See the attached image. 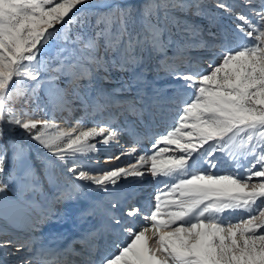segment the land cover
<instances>
[{"label": "snow or ice", "instance_id": "obj_1", "mask_svg": "<svg viewBox=\"0 0 264 264\" xmlns=\"http://www.w3.org/2000/svg\"><path fill=\"white\" fill-rule=\"evenodd\" d=\"M88 3L0 0V140L4 123L22 129L75 181L107 193L108 207L99 228L84 231L63 249L34 250L30 241L12 239L0 241V248L27 249L30 255L20 264H32L40 257L61 264H264V0H242L248 11L235 14V27L224 33L221 53L209 61L206 71H178L174 63L182 61L191 68L195 58L189 52L212 46L203 38L200 25L179 15L192 8L196 9L192 15H203L198 0H143L139 6L115 3L96 14L94 24L89 16L74 15ZM216 7L229 14L234 11L225 0H217ZM214 20L210 16V22ZM215 35L209 31L210 39ZM101 47L104 55L99 54ZM109 53L111 58L105 59ZM155 57H159L157 68L183 81L177 98L185 92L189 98L180 101L176 123L154 140L148 152L137 156L134 143L106 161L126 155L134 163L90 167L100 149L89 141L100 137V144H108L115 129L107 135L106 127L76 135V128L57 134L49 131L55 127L56 112L71 114L75 101L93 113L112 103L96 77L100 69L130 71L133 79L128 87L136 88L143 104L130 110L153 116L159 91L153 89L151 95L145 91L149 82L143 69ZM61 79L63 88L57 83ZM42 87L47 103L39 95ZM17 98L24 104L35 103V109L16 115L9 105ZM41 111L43 115H38ZM13 149L19 174L6 180L7 148L0 145V193L14 181L17 195L15 200L0 197V217L27 223L32 231L54 213L23 147ZM222 163H229L232 171L221 174ZM42 164L44 180L55 189L57 201L76 200L83 194V185L62 179L55 163ZM146 175L165 178L150 213L138 204L129 205L119 188L122 179L142 180ZM94 214L95 208L89 206L81 219ZM136 218L146 222L139 230L131 226ZM102 233L126 234V239L112 241L117 252L97 257ZM77 243L79 250L74 247Z\"/></svg>", "mask_w": 264, "mask_h": 264}, {"label": "rangeland", "instance_id": "obj_2", "mask_svg": "<svg viewBox=\"0 0 264 264\" xmlns=\"http://www.w3.org/2000/svg\"><path fill=\"white\" fill-rule=\"evenodd\" d=\"M198 2L201 5L202 9L204 10L203 15L200 16L192 15V13L196 11L195 8H192L187 14H179V15H181L183 19H187L189 22L200 25V27L203 30L202 31L203 38L205 40H208L210 45L212 46L207 49H195L189 52V55L195 58L191 61L192 64L191 68H189V65L187 63H184L182 61H178V63L174 62L178 71L208 70L209 61L215 59L221 53L220 44L223 42L224 33L230 32V30L235 27V23H236V21L234 20L235 14L241 11L246 12L248 11V7H249V6H242V0H225L226 3L233 5L234 8V11L231 14H229L224 10L218 9L216 7L217 0H198ZM115 3H121V4L126 3V4L139 6L140 4L143 3V0H109L108 2L107 0H89V3L87 5L82 6L80 8V11L77 12L76 14L74 13V15L78 18L89 16L92 18L91 22L94 24L96 14L108 11L109 6ZM210 16L215 17L214 22H210ZM209 31L216 34L214 39L209 38ZM99 54L104 55L103 47H101ZM214 54L215 56L211 57ZM168 55L171 56L172 52L169 51ZM110 58H111V54L109 53V55L106 56L105 59H110ZM158 59L159 57H155L151 61L149 66L143 69L145 77L149 82V87H147L145 91L149 95L152 94L153 89H157L159 91L160 103L158 104L157 107L153 109V113H154L153 116H149L147 113H144L143 115L138 113L134 114L133 111L130 110L122 112V110H124V106L122 105V103L117 106H113L111 105L112 104L111 103L108 107H105L103 111H100L99 113L98 112L93 113L91 109H88L87 110L88 112H86L85 109L80 105V102L75 101V103L78 106L76 105L73 111L74 113L73 112L72 113L76 115L75 118L76 121L73 120L71 122V124L72 123L73 124L70 126V128H76L77 131L76 133H73V135L78 134L80 131L88 130L94 127L95 128L106 127L105 135H107V132H110L113 129H115L117 131L115 132L114 138H116L118 132H122V131L125 132L131 130L135 132L140 130L141 126L145 124L148 125L149 127L155 128L156 131L152 132L153 134L151 133V135H149L148 133L149 137H147L146 139H142L140 141L133 142L132 145L135 143V152L137 156L148 152L154 140L157 139L160 135L164 134L167 130H170L173 127V125L176 123L178 119V114L182 107L180 101L189 98L187 92H185L183 96L177 98L178 93L181 92V85L183 81L176 80L172 75H169L167 71L157 68ZM140 70L141 69H137V71ZM98 71L104 75V79H107L108 82L114 85V87L111 88L112 90H110V87L108 88L100 85L103 91L107 94V96L111 97L112 91L116 93H120L121 95L129 94L130 97L129 99L137 102L136 104L137 109L143 107L140 97L137 94L136 88L132 87L131 89H129L128 87L129 85L132 84V79H133L132 73L130 71H124L118 69H111L108 72H105L102 69ZM63 82L64 81L61 79L57 83L59 84L60 87H62ZM122 85L124 86L123 88H121ZM39 95L41 96L42 100L45 103L48 102V97L45 95L43 87L40 89ZM9 106L13 108L16 115H20L22 110L32 112L36 107L35 103L24 104L19 98H17L14 101V105L12 106L9 105ZM19 106H21V110L17 108ZM119 109L120 111L115 113V110H119ZM83 112H86L87 114ZM164 112L166 114L168 113L170 114L171 112L174 117L171 118L170 121L171 124L166 126L167 129L163 130L162 128L163 126H161V123L166 115ZM58 113L56 112L55 119L53 121L55 127L49 129V131L52 134H57V130L59 128V122H58L59 119L57 117ZM72 113L70 115H72ZM38 115H43V111L39 112ZM49 116H51V112H49ZM92 120L94 121L92 122ZM3 128L5 134L3 140H0V145L7 148L5 179L7 180L9 175L19 174V170L15 166L16 162L13 159V150H14L13 146H22L24 149L25 157L28 158L29 162L34 166L36 174L40 177L41 181H43L44 196H46V193L48 192L53 194V192L55 193V189H53L47 183V181L44 180V168L42 164V161H52L53 163L56 164L55 171L61 172L59 173V175L61 176L62 179H67L83 185V189H82L83 194L76 200H63V201H58L56 204H54L55 203L54 202L51 205V207L58 204L60 206L61 211L63 212V218L70 221L72 224H74L75 227L76 225L82 226L83 224L86 223L88 225L87 227H91L92 225H94L96 226V228H99L101 226L99 222L103 220L105 215V210L108 207L107 193L97 189L94 185H88L81 181H75V177H73L72 174L66 172L64 165L60 164L58 161H55V158L52 157L51 154L48 153L46 149L42 148L35 141L29 139L22 129L16 128L8 123H4ZM100 139H101L100 137H97L90 140L89 142L97 143V145H102L103 147H105L113 140L112 139L108 144H100L98 142ZM132 145L126 147V145L120 144L119 142L117 146L110 148L108 150L104 148L100 149L98 153L94 154V157L90 163V167L115 168V167H126L128 166L130 161L134 163L135 159L133 157H129L126 155L122 156L120 160L112 159L110 162H106L108 161L109 157L114 158L122 151L130 150V147ZM218 158H219V154H218ZM82 159L88 162L86 157H82ZM219 171L221 174H225L231 172L232 167L230 166L229 163H222L219 166ZM92 174L99 175L100 173L93 172ZM161 178L162 181L165 179L163 177ZM155 180L157 179L152 178L149 184L147 185L150 186ZM139 182L140 180L133 178H128L127 180L122 179L119 182V186H122L121 189L123 191V195L128 197L130 194L129 193L130 190H132L135 187V184L136 183L138 184ZM253 182L255 183L258 181L256 178H253ZM160 183L161 182H159V184ZM158 188L159 187L155 188L156 192L158 191ZM155 193L153 194V196L155 195ZM0 197H6L9 200H15L17 198L14 181L9 182V187L6 189L4 193H0ZM132 198L133 197L131 196V199ZM36 199L37 200L41 199V196L38 195ZM55 201L57 200L55 199ZM130 205H133V199H132V203L130 202ZM147 205H145L146 206L145 213H150L154 205V199L148 202ZM89 206H93L95 208V214L87 217L86 219H81V212H83L84 209L88 208ZM51 211L52 213L54 212L52 209ZM55 215L53 216L52 219L46 220L38 224V226L34 230L36 235L35 240L40 241L42 245L44 244L45 246H48L52 249H54V247L60 242L61 238H63V234L61 232L64 231L67 227L66 224H59L57 222L58 220L57 215L56 216ZM7 220L8 218L0 217V225H5V223L6 224L9 223L8 225L11 226L14 225L10 221L7 223ZM144 223L146 222L144 221ZM59 225H62L61 229L58 228ZM143 225L144 224H141L140 226L142 227ZM10 233L11 231L1 232L0 241L7 239H12L13 241H17V238L15 239L14 235L12 234L10 235ZM115 235L116 236L114 239L115 240L118 239L120 241V239L117 237L118 234L115 233ZM23 238H24V234L21 233V238L19 239L22 240V243L26 241L25 238L24 239ZM19 239L18 241L20 242ZM109 239L111 240V238ZM32 242L33 241H31V243ZM14 249H15L14 246L7 248H0V264H4L3 259L6 256L1 254V251L4 250L5 252H8L7 256H9L14 253L13 252ZM114 250H113L114 253L118 251V249L116 248ZM26 251L27 250L22 251L20 253L17 252L16 254L19 256H15V257L9 256L8 257L9 261L7 264H20V261L26 256H28L25 253ZM32 264H61V262L44 261V260L41 261L38 258H34Z\"/></svg>", "mask_w": 264, "mask_h": 264}, {"label": "bare ground", "instance_id": "obj_3", "mask_svg": "<svg viewBox=\"0 0 264 264\" xmlns=\"http://www.w3.org/2000/svg\"><path fill=\"white\" fill-rule=\"evenodd\" d=\"M109 0H107L108 2ZM81 8V7H80ZM74 13L76 14L77 12L74 10ZM72 15V14H70ZM215 56L212 55L211 57ZM176 63H178V61H175ZM96 77L100 83V85L102 86H105V87H110V90H112L111 88L114 87V85H112V83L108 82L107 79H104V75L101 74V72H99L98 70L96 71ZM64 87V82H63V85L61 88ZM128 98V99H127ZM129 94L127 95H121L120 93H116V92H111V100H112V104L113 106H117V105H120L122 103V105L124 106V110H122V112H125L127 110H130L131 107L133 105H135L136 107V104L137 102H135L134 100H131L129 99ZM127 99V100H125ZM15 101V100H14ZM14 101L10 102V105H14ZM125 101V102H124ZM118 103V104H117ZM76 103L74 102L73 103V108L76 107ZM78 106V105H77ZM19 110H21V106L17 107ZM122 108V107H121ZM137 108V107H136ZM90 109V108H89ZM79 111V110H78ZM77 111V112H78ZM84 111V109H83ZM103 111V110H102ZM119 110H115V113H117ZM131 111V110H130ZM59 111H57L58 113ZM88 112V111H86ZM86 112H83V113H86ZM157 112V111H156ZM72 113V112H71ZM74 113V112H73ZM70 115L68 112H59L58 113V119H59V128L57 130V133H59L60 131H68L70 126L73 124H71V122L73 120L76 121V115L73 114ZM99 113V112H98ZM161 113V112H160ZM165 113V112H164ZM87 114V113H86ZM166 114V113H165ZM85 116V115H84ZM89 116V115H88ZM100 116V115H99ZM174 117L172 115V113L170 112V114H166L165 117L163 118L162 120V123H161V126H163V130L164 129H167L166 126L167 125H170L171 124V118ZM95 118V116H94ZM97 119V118H96ZM94 120H92L93 122ZM134 122V121H133ZM96 124V123H95ZM162 130V131H163ZM117 131V130H116ZM156 131L155 128L153 127H149L148 125H143L141 126L140 130L138 131H122V132H118L117 133V137L116 138H113V140L105 147H103L102 145H97L99 149H110V148H113L115 146H117L120 142V144H123V145H126V147L132 145L133 142H136V141H140L142 139H146L149 135H151L152 132ZM149 133V135H148ZM153 134V133H152ZM114 145V146H113ZM121 147V146H120ZM131 148V147H130ZM96 157V156H95ZM58 174L61 173L60 171H57ZM152 177L150 175H146L142 180H140V182L137 184H135V187L130 190V195L126 198H127V203L130 205V199H131V196L132 197H135V203H133L134 205H139L143 208L144 212H146V206L148 202H150L152 199H153V194L156 192L155 191V188L159 187L160 184L159 182L162 181V178H160L159 180H155L150 186L147 185L149 184V182L151 181ZM119 188L121 189L122 186H119ZM47 189V188H45ZM122 190V189H121ZM123 194V191L122 193ZM46 197H47V204H48V207L50 209H52L54 212V215L56 214L57 215V222L59 224H66V229L64 231H62L61 233L63 234V238H61L60 242L54 247V249L56 248H60V249H63L65 248L66 246H68L69 244H71L73 241L77 240L80 238L81 234L90 229V228H96V226L94 225H89L91 227H87L88 225L85 223L83 224L82 226H78L76 225V227L74 226V224H72L70 221L66 220L63 218V212L61 211L60 209V206L57 204V205H54L51 207V205L54 203L56 204L58 201H55V195H54V192L53 194L51 193H46ZM132 200V199H131ZM38 202L41 201V199H38L37 200ZM35 213L33 214V217L35 218ZM55 215V216H56ZM61 218V219H60ZM56 219V218H55ZM143 219L142 218H136L134 220L131 221V226H133L134 228L138 229L141 227L140 225L141 224H145L144 221H142ZM11 222L13 223L14 225L16 226H11V225H8L9 223L8 222ZM101 222L100 221V225H101ZM7 223H5V225H0V233L1 232H5V231H11L12 234H14V237L17 238V241L19 238H21V233L24 234V238L25 240L27 241H33L31 244L32 248L34 249H40V248H50L48 246H45L44 244L42 245L40 243V241L38 240H35L36 238V235H35V232L34 230L30 231L28 229V225L27 223H24V222H21V223H15L13 222L12 220L8 219L7 220ZM38 226V225H37ZM59 229L62 228V225H59L58 226ZM25 232V233H24ZM118 234V238L120 239L121 242L125 241L126 239V234H120V233H117ZM23 236V235H22ZM115 233L112 234V233H102L97 241V247H98V250H97V257L101 256V255H106V254H111V253H114L113 250L115 249V247L112 245V241L115 240ZM23 238V239H24ZM111 238V240L109 239ZM14 239V238H13ZM20 240V239H19ZM100 240V241H99ZM17 241H14L17 242ZM19 242V241H18ZM19 243H22V240H20ZM110 243V244H109ZM41 244V245H40ZM110 245V246H109ZM109 246V247H108ZM121 246H123V243L121 244ZM74 247L79 250L81 248V245L79 243L75 244ZM7 248V247H6ZM34 249V250H35ZM27 249H21L20 251H16V249L13 250V254L12 255H9V256H19L17 255L16 253L17 252H22V251H25ZM115 251V250H114ZM26 255H30V253L28 251L25 252ZM1 254H3L5 257L3 259V262L4 264H7L8 261H9V256L8 255V252H5L4 250L1 251ZM16 254V255H15ZM7 257V259H6ZM13 258V257H12Z\"/></svg>", "mask_w": 264, "mask_h": 264}]
</instances>
